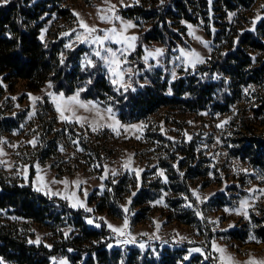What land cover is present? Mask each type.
Instances as JSON below:
<instances>
[{
    "label": "rangeland",
    "instance_id": "374dc122",
    "mask_svg": "<svg viewBox=\"0 0 264 264\" xmlns=\"http://www.w3.org/2000/svg\"><path fill=\"white\" fill-rule=\"evenodd\" d=\"M38 1L40 3L35 13L38 16L36 19L35 16L30 17L29 21L32 26L40 24L39 39L43 35V40L40 39L43 43L62 40L60 50L63 57L67 51L76 46H83L85 52L77 65L81 68L83 57L91 48L88 44L76 41V34L83 32V29L79 27L77 17L73 13H79L89 25L107 29L110 25L97 18V8L106 5L102 0ZM205 1L206 3L194 0L192 5L187 1L190 15L197 20V23L183 19L180 15L168 17L169 28L176 32L172 36L173 41L170 46L163 41L152 40L141 48L137 41L135 51L128 56L129 64L125 65L131 67L134 72L137 70L139 72L131 77L132 87H135V83L151 84L153 75L158 81L167 79L165 94L171 96L172 82L179 77L195 80L201 75L208 78V75H211L208 61L234 50L245 32L253 33V37L263 44L260 49H255L249 44L243 46L251 60L249 69L260 67L264 63V18L256 20L253 24L257 16L264 17V0H247V4L235 1L232 8H228L224 0ZM111 3L117 6L118 14L123 19L137 25L128 30V35H136L139 38V35L149 29L155 21V17H126L121 10L127 7H122L120 0H111ZM124 3L132 6L144 4L145 8H149L161 4V0H139L138 4L135 0H124ZM1 5L4 4L0 3ZM187 25H192L195 35L207 41L208 47L189 35ZM74 28L77 33H72L71 36L63 35ZM72 42H75L73 48H65V44ZM180 48L194 49L200 53L205 62L197 64L194 69L187 67L185 70L183 62L176 60L180 55L178 50ZM145 49L149 51L164 49V56L159 58V62L150 58L145 64L143 60L147 54ZM200 68H205V73ZM173 72L176 74L175 79L172 76ZM103 74L115 88L119 87L111 82L105 68ZM5 78L6 74L0 72V149L3 153L0 154V161L4 162L0 163V179L21 185L30 184L44 195L62 199L70 206L77 204V207L73 208H81L89 215L86 221L93 219V224L87 223L89 227L99 229L100 226L96 227V224L101 225L97 222L100 220L110 232L108 237L112 242L108 245V249L125 250L134 247L141 254H150L149 259L152 255L158 259L165 249L169 253L176 250L180 252L177 258L184 259L188 256L190 259L197 255L205 259L208 256L210 264H221V261L216 259L221 253L212 248L214 241L220 247L227 249L225 257L230 255L234 258L233 261L225 259L223 264H245L250 260L264 261V242L253 234L260 226L258 220L264 208V196L258 192L248 191L250 188H264V179L260 178V175L264 174V169L254 165L250 157L239 152L242 140L250 137L264 139L262 123L264 116L256 112L259 106H262V111L264 110V84L243 85L241 82L237 84V81L234 84L232 76L223 75L221 79L230 88L229 90L225 87L224 92L232 95L230 99H237L224 113L219 108L214 109L211 106L196 111L184 110L181 107H164L145 118L126 119L113 110L115 119L124 126L117 129L119 131L117 135L113 127L107 126L114 124L105 111L111 106H102L96 100L83 98L81 94V100L98 104L105 119L99 120L95 110L84 109H79L77 113L79 116L87 117L86 122H81L83 126L81 123L75 121L67 123L59 118V113L46 93L63 92L66 96L73 95L81 88L77 77L72 78L73 88L68 94L63 90H56L52 82H46L38 89H30L25 79L11 77L6 80ZM213 78L219 79L216 74ZM125 79L127 80L128 77L125 76ZM49 83L52 85L51 88L48 87ZM224 92L220 90V93ZM29 93L43 98L42 103L37 102L35 105V115L31 119L29 113L33 111V106ZM109 97L104 94L103 100L106 101ZM225 120H228L227 124L217 127ZM94 123L97 125V131H93L90 126ZM141 124L145 126L142 130L131 128L125 130L127 126ZM65 125H73L76 129L85 132L86 137L91 141L108 144L113 155L106 161L102 171H96V167L92 165L87 166L88 158L78 159V155L73 153L74 146L67 140L64 141L66 145L58 157L42 162L36 160L39 133L50 132L52 136L56 129ZM184 133H188L192 139L188 140ZM137 136L141 138L137 139ZM34 138L37 140L35 146L28 143ZM129 156L132 157L130 168L142 170L139 177L135 172L124 167ZM190 158H193V162L188 161ZM75 165L79 166L74 169ZM59 166L62 171L58 170ZM68 166L73 167L70 168L71 172L64 171L62 174L63 170H66L64 168ZM244 169H247V172ZM113 170L117 173L115 176L112 175ZM161 172L163 175H160ZM177 172L182 174L180 179L177 178ZM38 175L43 179L38 180ZM101 177L105 178L101 179ZM108 178L113 183L122 180L118 185L117 196L119 203L117 208H120L121 212L108 213L107 210L99 211L97 208L99 203H109V200H104L105 197L109 199V186L106 184ZM178 179L182 185L177 183ZM76 181L81 182L79 187L74 183ZM184 184L185 187L181 190ZM194 190L201 200L198 201L193 195ZM84 191L88 193L86 198ZM161 200L162 203H156ZM242 200H248L249 204L241 209L238 215L233 209H239ZM79 203H84L85 207L92 208L93 211L87 212L84 207H79ZM189 203L194 207H186ZM124 207L129 209L127 213L123 211ZM196 211L201 212L202 216H197ZM245 211L248 215L247 219L244 216ZM125 216L128 218L129 227L124 230V234L115 233L108 227V224L123 226ZM0 223L16 226L18 233L26 237L28 242H35L37 237H40L39 244L52 247L55 242L63 240L46 226L32 223L6 211L0 212ZM63 232L64 236L66 232L68 233L65 237L70 234L81 235L80 231L73 227H65ZM250 236H254L255 239L250 240ZM182 237L184 239H181ZM92 241L97 244V241ZM141 244L144 245L143 248L140 247ZM195 248H200L203 254L192 252L189 255V251ZM52 258L51 264H53ZM55 258L66 259L68 264L81 262L74 263L64 254Z\"/></svg>",
    "mask_w": 264,
    "mask_h": 264
},
{
    "label": "trees",
    "instance_id": "16d2710c",
    "mask_svg": "<svg viewBox=\"0 0 264 264\" xmlns=\"http://www.w3.org/2000/svg\"><path fill=\"white\" fill-rule=\"evenodd\" d=\"M187 1L191 5L194 3V0H165L163 4L157 6L145 8L144 4L134 5L121 10V12L129 18L155 17L153 25L139 35V47L143 48L146 42L152 40L163 41L167 46H170L173 41L172 36L176 32L169 28L168 17L180 15L183 19L197 23V20L190 15ZM201 1L206 3L205 0ZM224 1L228 8H232L235 1L247 4V0ZM39 3L38 0H10L8 4L0 6V72L6 74V80L11 77L27 80L30 89H38L46 82H52L56 90H63L68 94L73 88L72 78L77 77L81 88L87 89L81 92L83 98L96 100L102 106L110 105L123 118L141 119L164 107H181L184 110L196 111L211 106L214 109L219 108L223 113L226 112L230 104L237 99H230L232 95L224 92L225 87L229 90L230 88L221 79L223 75L232 76L234 84L236 81L237 84L241 82L243 85L264 84V63L260 67L249 69L251 60L243 49L246 44L255 49L262 48L263 44L253 37V33L245 32L234 50L208 61L211 68V75H208V78L201 75L195 80L179 77L172 82L171 96L165 94L167 79L163 78L158 81L153 75L151 84L139 85L135 83V87H133L135 91L131 89L127 92L116 91V88L106 80L103 68L99 64L97 68L87 70H82L83 66L81 68L77 66L85 52L83 46H76L67 51L63 57V63H61L62 40L43 43L39 39L40 24L32 26L29 21L30 17L35 16L36 19L38 16L35 13ZM200 69L205 73V68ZM215 74L219 79L213 78ZM89 79L92 81L90 84L87 83ZM221 89L224 93H220ZM104 94L110 96L106 101L103 100ZM256 112L258 115L264 116L262 106H259ZM262 123L264 124V120ZM106 136L108 135L106 134ZM38 139L36 160L41 162L61 155L60 148L62 146L64 149L66 140L71 143L73 140L79 141L78 145L72 143L75 148L73 153L77 154L80 160L88 158L89 161L86 165L96 167V171H102L106 161L113 155L108 144L91 141L89 137H86L85 132L76 129L73 125H65L56 129L52 136H50V132L42 131L39 133ZM78 148L83 150L80 151ZM239 152L250 157L254 165L264 169L263 138L250 137L242 140ZM188 161L193 162V158ZM77 166L79 165H75L74 169ZM70 168L73 167L64 168L66 170H63L62 174L64 171L71 172ZM61 169L59 166L58 170ZM191 171L194 172V170ZM177 175V178L180 179L181 174L177 172ZM179 179L177 183L182 185ZM107 180L109 199L105 197L104 200H109V203H99L97 208L99 211L107 210L108 213L110 211L121 212V209L117 208L119 206L117 196L118 185L122 183V180L116 183H113L110 178ZM183 187L185 184L180 189L183 190ZM3 211L32 223L46 226L60 239H63L48 248L43 244L29 243L26 237L18 233L16 226L0 223V260L3 264H51V257H60L62 254L68 255L74 263L81 261L79 264L211 263L210 258L205 260L204 257L197 255L188 260L177 258V254L180 252L176 250L169 253L165 249L160 253L158 259L153 255L149 259L150 254H141L134 247L125 250L108 249L112 239L108 237L110 232L100 220L97 221L101 224L99 229L89 227L86 221L89 215L83 209H75L62 199L44 195L30 184L21 185L14 181L10 183L1 178L0 212ZM261 212L258 220L260 226L253 234L264 242V208ZM65 227L78 229L81 235L70 234L65 237L63 232ZM92 240L97 241V244H94Z\"/></svg>",
    "mask_w": 264,
    "mask_h": 264
},
{
    "label": "snow or ice",
    "instance_id": "6c2138e0",
    "mask_svg": "<svg viewBox=\"0 0 264 264\" xmlns=\"http://www.w3.org/2000/svg\"><path fill=\"white\" fill-rule=\"evenodd\" d=\"M10 0H0V3L2 4H8ZM103 4L106 5V7H98L97 8V18L103 22L110 25L107 29H99L95 25H89L81 16L79 13H73L77 17V22L79 24V27L83 29V32L77 33V30L74 28L71 32L63 33L64 36H71L72 33L76 34V41L79 43L88 44L91 48L90 52L85 53L83 57V68L82 70H87L89 68H97L98 64L100 67H103L106 69L109 78L111 82L114 85H118L119 87L116 88V91H120L122 88L125 92H127L129 89L132 91H135V88L132 87V81L131 77L133 75L139 74L138 70L136 72L133 71L131 67H125V65L129 64L128 56L131 55L132 52L135 51L137 47V41L138 37L136 35H128V30L131 28L136 27L137 25L134 24L130 20L123 19L118 14V9L115 4L111 3V0H102ZM135 2L138 4L139 0H135ZM164 0H161V4H163ZM211 2V0H210ZM120 5L122 7H131L132 5H127L124 3V0H120ZM264 17L257 16L255 20L253 21V24H255L256 20L262 19ZM189 29V35L193 36L194 39L200 41L204 44L205 47H208V42L203 41L199 36L195 35V32L192 29V25H187ZM254 30V29H253ZM41 40H43V35L40 37ZM68 43L65 44V48L71 49L73 48V44ZM111 45H117L118 47L113 48ZM180 55L176 57V60H181L183 64L185 65V70H187V67L195 68L197 64H202L205 62L204 58L200 55L199 52L195 51L194 49H185L180 48L178 49ZM147 54L143 57V60L145 64L148 63L149 59L157 60L159 62V58L164 56V49H155L154 51H149L145 49ZM255 59V58H253ZM61 63H63V54L61 56ZM151 67V65H149ZM125 76L128 77V79H125ZM173 79H175L176 74L175 72L172 73ZM92 81L89 79L87 81L88 84H90ZM49 88L52 87L51 83L48 85ZM86 88H80L78 89L73 95L66 96L63 92L60 93H53L48 92L46 93L47 96L50 97L52 103L54 104L56 111L59 113V118L62 121H65L67 123H72L73 121L77 123H81L82 121H87V117L79 116L78 110L84 109L85 111H91L95 110L96 116L99 118V120H104L105 116L103 113H101L98 104H95L91 101H83L80 98V94L83 91H86ZM247 92V89L245 90ZM123 94V93H121ZM30 101L32 102L33 111L29 113V119L33 115H35V105L37 102H43L42 97L33 96L32 94H28ZM15 99V97H13ZM106 113L108 114V118L112 119L114 121L113 125H107L110 127H113V130L117 131V135H119V131L117 130L119 127H124L120 124L118 120L115 119V114L113 112L112 107H108L106 110ZM191 123V122H189ZM228 120L222 121L221 124H218L217 127H223L224 124H227ZM81 126H83V123H81ZM92 127L93 131H97V125L94 123L90 125ZM101 127L105 125H100ZM144 125H130L125 127V130H129V128L134 130H142ZM185 136L188 137V140H191L192 137L188 135V133H184ZM137 139H140V136L136 137ZM169 139H172L169 137ZM28 143L32 144L33 146L36 145L37 140L34 138L31 141H28ZM72 143L79 144L78 140H73ZM12 147H16L15 145H11ZM61 151H63V147L60 148ZM78 150L82 151L83 149ZM0 154L2 153V149H0ZM0 163H4L3 161H0ZM132 163V157L129 156L127 161L124 164V167L126 169H129L136 173L137 177H139L141 169H131L130 165ZM39 166L37 165V168ZM99 167V165H97ZM107 171V170H106ZM245 172H247V169H244ZM117 173L115 170L112 171V175L115 176ZM160 175H163V172L160 173ZM182 175V174H181ZM105 177H101V179H104ZM261 179H264V174L260 175ZM43 177H40L38 175V180H42ZM55 182V181H54ZM61 183H67V181H61ZM77 187L80 185V181L74 182ZM103 188V185L101 186ZM39 190V189H37ZM250 193H259L261 196H264V188L257 189V188H250L248 190ZM53 195H58V193H53ZM75 195V193H73ZM88 193L87 191H84L85 198L87 197ZM135 195V193H133ZM193 195L196 196V199L199 201L201 200L199 194L194 190ZM187 199V197H185ZM207 199V198H205ZM163 201H157L156 203H162ZM203 202V201H201ZM129 203H131V200H129ZM249 202L248 200H242L240 202V208L239 209H233V211L236 212V214L241 213V209H244L246 206H248ZM72 207H77V204L71 205ZM79 207H84L87 212H92V208L85 207L84 203H79ZM186 207H194L192 203H189L186 205ZM123 211L127 213L129 209L127 207L123 208ZM225 211H229L228 209H225ZM197 216H202L201 212L196 211ZM244 216L247 219L248 215L247 212H244ZM103 219V218H101ZM88 224H93V219L87 220ZM216 223V222H213ZM99 224H96V227H99ZM108 227L112 229L113 232L118 234H124V230L129 227L128 224V218L125 216L123 226L116 227L111 224H108ZM229 227H234V225H229ZM68 233H65V236H67ZM181 239H184L183 237ZM250 240H254V236L249 237ZM125 243H128L129 241H124ZM134 242V238H133ZM259 242V241H257ZM29 243H36L37 245L40 243V237H37L36 241H29ZM46 247H51V245H46ZM141 248L144 247L143 244L140 245ZM212 248L218 252L221 253V256L216 257L218 261H221V264H223V261L226 259L227 261H233L234 258L230 255L225 257V253L227 252L226 248L220 247L217 245L214 241L212 243ZM71 251V249H69ZM192 252H200L203 254L202 250L200 248L191 249L189 251V255H191ZM53 259V264H68V261L66 259H59L57 260L55 257ZM184 259H188V256H185ZM205 259H208V256L205 257ZM0 264H3L2 260H0ZM245 264H264V261H248L245 262Z\"/></svg>",
    "mask_w": 264,
    "mask_h": 264
}]
</instances>
